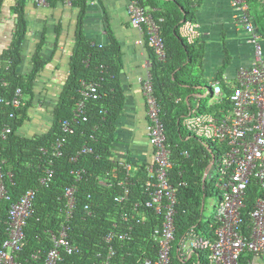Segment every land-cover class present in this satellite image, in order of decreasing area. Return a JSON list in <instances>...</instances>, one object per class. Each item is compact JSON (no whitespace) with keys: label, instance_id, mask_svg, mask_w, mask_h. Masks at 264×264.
<instances>
[{"label":"trees","instance_id":"1","mask_svg":"<svg viewBox=\"0 0 264 264\" xmlns=\"http://www.w3.org/2000/svg\"><path fill=\"white\" fill-rule=\"evenodd\" d=\"M57 1L60 0H50V4L56 6ZM89 1L75 0L73 4V8L78 10V16L69 75L64 82L60 99L53 109L51 125L42 134L32 137L22 135L20 131L28 120L29 109L33 107L36 78L49 61L41 55L45 43L42 41L38 43L32 58L33 68L30 73L25 75L20 72L23 47L28 35L26 6L30 0H17L12 8L15 30L11 44L0 57V95L4 101L0 104V161L5 163V182L11 200L1 204L0 214L4 230L11 204L18 201L28 190L37 191L35 215L28 221L25 229L26 244L20 256L22 261L30 260L37 251L46 255L51 248L47 231L59 228V224L64 220V193L66 188L74 183L71 172L77 169L86 171L84 180L77 184V205L74 218L70 222V239L78 247V251L72 256L64 257L61 264H100L102 257L108 252L104 238L111 231L124 232L129 229L128 240H115V254L111 264H138L146 257L157 256L158 248L153 239L160 230L163 216L157 215L154 208L146 206L151 200V194L145 189V165L135 166L137 169L130 177L128 200L122 204L115 202V198L123 193L122 188L116 184L125 177L124 164L120 166L112 159L117 121L126 102L120 78L123 54L116 40H112L108 45H98L87 38L84 20ZM135 1L151 12L159 24L166 49V60L161 61L146 42L160 117L172 151L173 169L170 180L178 190L172 264H208L206 252L195 251L186 259L181 258L178 252L182 240L191 230L202 237L214 238L215 215L207 218L204 206L208 196L219 194L212 184H208L207 179L204 181L212 161L208 144L192 137L182 125L192 109L191 102L196 94L195 83L184 78L191 76L193 68L200 74L204 72L203 43L198 38L189 45L180 34V28L186 22L195 20L196 0ZM3 3L4 0H0V11ZM250 3H253V21L264 44V2L250 0ZM216 78L223 82L222 71ZM2 81H6L7 85L3 86ZM84 81L98 84L99 99L87 102L88 121H79L73 125V133L67 135L62 156L52 157V168L55 170L52 182L48 187L41 186L40 178L51 158L50 147L64 135L61 121L73 116V110L81 98L80 91ZM17 88H21L29 98L26 106L20 110H15L11 104ZM224 88L229 90L226 86ZM202 110L212 112V109L203 108V105ZM12 113L14 117H11ZM6 126L10 127L12 132L3 139L1 132ZM84 146L92 151L78 155ZM42 149L48 152H42ZM184 152H187L188 156ZM107 173L110 174L108 180L114 183L110 187L102 186L98 182V179ZM258 195L259 189L253 184L247 193L246 209L243 211L246 229L250 223L248 213L253 209ZM134 204H139L137 210L134 209ZM86 205H90L91 215L86 212ZM123 214L126 215V220L122 217ZM245 233L248 234L249 230H245ZM244 260L245 255L240 264H246Z\"/></svg>","mask_w":264,"mask_h":264},{"label":"built area","instance_id":"2","mask_svg":"<svg viewBox=\"0 0 264 264\" xmlns=\"http://www.w3.org/2000/svg\"><path fill=\"white\" fill-rule=\"evenodd\" d=\"M30 1L39 7L50 4V0ZM60 1L68 7L73 6L75 2V0ZM260 1L264 2V0ZM231 6L235 12V23L241 26L247 35L246 42L254 47L253 65L250 68L238 70L233 86L229 87L224 80L222 82V80L212 79L208 85V94L195 96L192 109L182 122L184 129L189 133H204L206 139L218 143L224 153L222 160H218L217 163L218 175L214 177L215 188L220 196L215 213L214 238L202 237L191 230L178 248L179 256L184 259L190 257L195 251L206 252L208 264H240L241 258L246 253L264 259V48L262 36L253 21L250 0H231ZM128 14L133 28L144 35L145 42L154 50L158 59L166 60L165 43L160 26L151 12L139 6L135 0H131L128 5ZM198 28L197 24L187 22L181 27L180 34L189 44H192L200 38ZM140 82L147 106V135L153 147V162L146 167L145 189L151 194V200L146 203V206L154 208L157 215H162L163 219L160 230L153 239L158 248L157 256L146 257L138 264H172L171 252L176 237L178 205V190L170 180L173 169L172 151L167 143L164 124L160 117V106L155 95L151 70L145 78L140 79ZM1 84L6 86L7 82L2 81ZM224 86L229 89V92ZM80 94L81 98L73 110V116L61 121L64 135L50 147L51 158L44 170V175L40 178L41 186L48 187L52 182L55 175L52 157L62 156L67 135L73 133V125L79 121H88L86 104L89 100L99 99L98 84L84 81ZM208 96L216 98V106H213L215 108L208 107L212 108L213 112L202 110L201 100ZM2 102L4 101L0 95V104ZM11 104L15 110L26 106V98L21 88L15 90ZM11 117H14L13 113ZM11 130L8 126L4 127L1 137L6 139ZM41 151L48 152L45 149ZM91 151L84 146L78 155ZM210 152L212 161L210 169L208 168V175L216 162L213 151ZM184 154L188 156L187 152ZM4 164V161H0V206L4 201L11 200L5 182ZM113 171L115 172V169ZM123 171L125 177L116 184L122 188L123 193L115 198V202L121 204L128 200L130 177L136 169L134 170V166L130 163H126L123 165ZM71 174L74 176V183L67 187L64 193L65 205L62 209L64 220L59 224V228L47 231L51 248L46 255L37 251L30 260H20L26 244L25 229L28 221L35 215L34 205L37 196L35 189L26 191L18 201L11 204L4 230L0 214V264H61L64 257L77 253L78 247L70 239V222L74 218L77 205L79 190L77 184L84 180L86 171L77 169ZM109 175L107 173L105 178H99V184L106 187L114 185L108 180ZM253 184L259 189V195L253 209L248 213L250 223L246 229L243 211L246 209L247 193ZM138 207L139 204H134L135 210ZM85 210L88 215H91L90 205H86ZM122 217L124 220L127 219L125 214ZM114 226L116 227L117 224ZM245 230H249V233L246 234ZM129 231L130 229L124 232L111 231L104 238L108 252L102 257L100 264H111L115 254L113 246L115 240L122 242L128 240Z\"/></svg>","mask_w":264,"mask_h":264},{"label":"crops","instance_id":"3","mask_svg":"<svg viewBox=\"0 0 264 264\" xmlns=\"http://www.w3.org/2000/svg\"><path fill=\"white\" fill-rule=\"evenodd\" d=\"M130 1L90 0L84 28L87 38L93 43L108 45L116 40L122 49L123 66L120 78L126 102L117 121L112 159L120 166L130 163L134 167H147L153 162V147L147 135V106L140 79L150 72L151 63L144 35L131 24L128 14ZM16 2L17 0H4L1 7L0 57L12 42L15 30L12 8ZM252 5L253 3L251 7ZM195 8L193 23L199 26V39L204 46L202 75L209 84L222 71V79L229 87L233 86L238 70L253 65L254 47L246 42L247 35L235 23L231 0H196ZM77 16V9L69 8L60 1H57L56 6L49 4L39 7L31 1L26 6L28 35L23 47L20 72L25 75L30 73L33 68L32 58L38 43L42 41L45 43L41 55L49 63L36 78L33 107L29 109L28 120L20 131L24 136L42 134L51 125L53 109L69 75ZM195 96L204 95L197 93ZM25 98L26 101L29 99L26 96ZM193 104L191 102L192 106ZM245 257L246 264H264L263 258H257L250 253H246Z\"/></svg>","mask_w":264,"mask_h":264},{"label":"rangeland","instance_id":"4","mask_svg":"<svg viewBox=\"0 0 264 264\" xmlns=\"http://www.w3.org/2000/svg\"><path fill=\"white\" fill-rule=\"evenodd\" d=\"M262 43H263V41H262ZM263 46H264V44H263ZM184 79H188L190 82L195 83V87L197 88L196 94L197 93L201 94V95L208 94V91H209L208 90V85H209L208 81H207L205 76H203L202 74H200V72H198L197 69L193 68V70H191V76H189V78H184ZM201 102H202L203 108L216 106V104H215L216 98H213L211 96L203 98L201 100ZM214 108L215 107H213V109ZM209 109H212V108H209ZM213 109H212V112L214 111ZM190 134L192 137H196L200 140L204 139L205 143L208 144L209 149L211 151H213V154L216 157V162L213 165L212 170L210 171L209 177L207 178L208 184H212L215 187L214 177H216L218 175L217 163H218V160H222V158L224 156L222 147L218 143H216L214 140L206 139L207 137L205 136L204 133L196 134V132H190ZM215 192H217V191L215 190ZM219 201H220V196H219V194L217 195V193L207 197V199L205 201V206H204L205 216L207 218H211L215 215L216 210H217V204L219 203Z\"/></svg>","mask_w":264,"mask_h":264},{"label":"water","instance_id":"5","mask_svg":"<svg viewBox=\"0 0 264 264\" xmlns=\"http://www.w3.org/2000/svg\"><path fill=\"white\" fill-rule=\"evenodd\" d=\"M210 167H211V165L209 166V169H210ZM209 169H208L207 172L205 173L204 181L208 178Z\"/></svg>","mask_w":264,"mask_h":264},{"label":"clouds","instance_id":"6","mask_svg":"<svg viewBox=\"0 0 264 264\" xmlns=\"http://www.w3.org/2000/svg\"><path fill=\"white\" fill-rule=\"evenodd\" d=\"M60 2H61V1H60ZM62 4H63V3H62ZM71 7H73V6H71ZM71 7H69V8H71ZM188 22H192V21H188ZM186 23H187V22H186ZM186 23H185V24H186ZM192 23H193V22H192ZM185 24H184V25H185ZM180 29H181V28H180ZM196 40H197V39H196ZM196 40H195V41H196ZM195 41H194V42H195ZM194 42H193V43H194ZM187 43H188V42H187ZM193 43H192V44H193ZM188 44H189V43H188ZM189 45H191V44H189ZM210 151H211V150H210Z\"/></svg>","mask_w":264,"mask_h":264}]
</instances>
